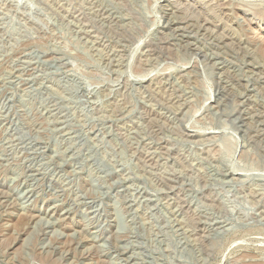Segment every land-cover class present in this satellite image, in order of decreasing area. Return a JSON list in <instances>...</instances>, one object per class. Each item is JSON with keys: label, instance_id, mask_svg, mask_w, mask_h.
<instances>
[{"label": "rangeland", "instance_id": "1", "mask_svg": "<svg viewBox=\"0 0 264 264\" xmlns=\"http://www.w3.org/2000/svg\"><path fill=\"white\" fill-rule=\"evenodd\" d=\"M0 264H264V0H0Z\"/></svg>", "mask_w": 264, "mask_h": 264}]
</instances>
